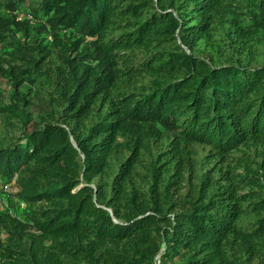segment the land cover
<instances>
[{"label": "trees", "instance_id": "16d2710c", "mask_svg": "<svg viewBox=\"0 0 264 264\" xmlns=\"http://www.w3.org/2000/svg\"><path fill=\"white\" fill-rule=\"evenodd\" d=\"M25 1L0 0V115L21 132L0 184L25 203L0 210V264H264V162L224 169L250 143L264 157V64L187 50L223 0H34L38 43L19 37Z\"/></svg>", "mask_w": 264, "mask_h": 264}, {"label": "rangeland", "instance_id": "374dc122", "mask_svg": "<svg viewBox=\"0 0 264 264\" xmlns=\"http://www.w3.org/2000/svg\"><path fill=\"white\" fill-rule=\"evenodd\" d=\"M177 1V0H176ZM34 0H26L24 5V11H21L18 14L17 20H28V28L30 30L29 36H26V32L28 29H23V35L19 36L23 41H33L38 43L39 41H44L45 33L39 34L37 32V28L41 25L40 19H35L29 13V4L33 3ZM168 2V1H166ZM177 3H181V0H178ZM28 5V7H27ZM222 6H225V10H222L219 14L215 15L210 31L207 36L201 38L199 42L196 44L194 50L187 48V50L194 55L207 59L209 62L215 65H223V64H231L238 63L239 61L245 65H249L251 67H257L264 64V32L262 30L256 31L252 24V15L260 12V9L264 7V0H223ZM195 21V20H194ZM193 21V22H194ZM240 24V26L244 29L243 34H238L235 32L234 24ZM6 40V38H4ZM0 38V55L2 57L11 58V55L8 52L4 51V46L7 42ZM12 40L10 36L7 37V41ZM9 52L13 51V46L9 47ZM138 59L143 58V53L138 52ZM7 89V80L6 77L0 76V92ZM5 97L0 94V101H4ZM21 134L18 130H13L6 123L4 116L0 115V146L7 145L12 141H15L17 137ZM194 148L197 151V155L200 160L206 159V156L209 153V147L202 144L194 145ZM247 151L250 156L246 158V160H242L238 158L236 155H230L227 158V161L224 163L225 168H233L238 162L245 161L248 166L256 167L260 169V165L264 162L263 152L261 148L253 143L247 145L244 152ZM261 151V152H260ZM243 152V153H244ZM259 153V154H258ZM148 160H145L143 164L138 167V171L136 173V181L138 183L145 182V171H147V163ZM213 163V162H212ZM238 168L237 173H241L244 175L243 166ZM261 170V169H260ZM263 174V171H260V175ZM261 184H264V176L260 179ZM229 184L224 181L223 184ZM239 193H247L250 190L248 185H245L240 179L236 181L235 184L240 185ZM3 186V190L9 189L5 191L7 198V209L13 210L17 215L23 216V208L25 207V203L18 199L14 193L15 185L14 183H1ZM261 187H257L255 189H259ZM264 191V187L262 188ZM183 191H186V188H183ZM0 237L4 238L5 234L0 231ZM161 254L156 258L158 264H160Z\"/></svg>", "mask_w": 264, "mask_h": 264}, {"label": "built area", "instance_id": "2783aa9c", "mask_svg": "<svg viewBox=\"0 0 264 264\" xmlns=\"http://www.w3.org/2000/svg\"><path fill=\"white\" fill-rule=\"evenodd\" d=\"M3 189H4L3 186L0 184V210L9 211L10 214L14 215L13 210H8L6 207L7 198H6V193Z\"/></svg>", "mask_w": 264, "mask_h": 264}, {"label": "water", "instance_id": "95a60500", "mask_svg": "<svg viewBox=\"0 0 264 264\" xmlns=\"http://www.w3.org/2000/svg\"><path fill=\"white\" fill-rule=\"evenodd\" d=\"M110 211H112L111 209H109Z\"/></svg>", "mask_w": 264, "mask_h": 264}]
</instances>
